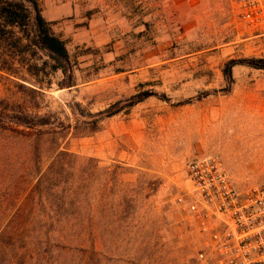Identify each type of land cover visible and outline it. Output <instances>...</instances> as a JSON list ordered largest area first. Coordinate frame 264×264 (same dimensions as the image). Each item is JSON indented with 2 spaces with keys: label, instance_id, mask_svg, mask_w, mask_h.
Listing matches in <instances>:
<instances>
[{
  "label": "rangeland",
  "instance_id": "obj_1",
  "mask_svg": "<svg viewBox=\"0 0 264 264\" xmlns=\"http://www.w3.org/2000/svg\"><path fill=\"white\" fill-rule=\"evenodd\" d=\"M39 1L72 77L0 72V264H198L174 201L188 164L218 155L238 189L264 186V23L231 0Z\"/></svg>",
  "mask_w": 264,
  "mask_h": 264
},
{
  "label": "built area",
  "instance_id": "obj_2",
  "mask_svg": "<svg viewBox=\"0 0 264 264\" xmlns=\"http://www.w3.org/2000/svg\"><path fill=\"white\" fill-rule=\"evenodd\" d=\"M251 26L264 23V0H231ZM188 189L175 203L197 234L198 264H264V186L237 188L218 155L188 164Z\"/></svg>",
  "mask_w": 264,
  "mask_h": 264
},
{
  "label": "trees",
  "instance_id": "obj_3",
  "mask_svg": "<svg viewBox=\"0 0 264 264\" xmlns=\"http://www.w3.org/2000/svg\"><path fill=\"white\" fill-rule=\"evenodd\" d=\"M42 57L47 59L43 60ZM254 62L253 59L232 62L225 69V75L232 79V71L236 65L244 63L257 67ZM0 72L22 80L28 77L36 80V83H42V85L44 83L42 80H45L48 74L57 72H62L66 78L71 79L72 67L67 44L55 34L52 23L44 17L39 0H0ZM28 120V115L25 112H20V116L13 121L18 126L26 128L45 125L43 122L31 124ZM7 129L0 124V133ZM76 194L77 190H74V195ZM74 202H70L71 205H75L76 202ZM19 217L20 215L16 218ZM79 217L62 215L51 218L55 223L70 227L79 223ZM71 230L68 228L67 232ZM63 232L66 231L56 230L53 240H60L61 235L64 241L69 242V236L63 235ZM33 234L35 232L25 231L19 236L31 239ZM81 237L90 244V234L84 233L81 234ZM93 251L92 248L91 253Z\"/></svg>",
  "mask_w": 264,
  "mask_h": 264
}]
</instances>
